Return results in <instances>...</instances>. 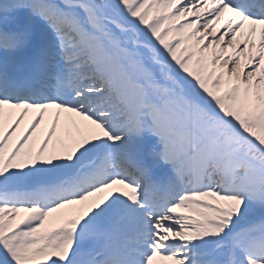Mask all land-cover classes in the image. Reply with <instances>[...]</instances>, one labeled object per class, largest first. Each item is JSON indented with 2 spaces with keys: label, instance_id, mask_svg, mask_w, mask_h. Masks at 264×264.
Listing matches in <instances>:
<instances>
[{
  "label": "snow or ice",
  "instance_id": "6c2138e0",
  "mask_svg": "<svg viewBox=\"0 0 264 264\" xmlns=\"http://www.w3.org/2000/svg\"><path fill=\"white\" fill-rule=\"evenodd\" d=\"M0 264H264V0H0Z\"/></svg>",
  "mask_w": 264,
  "mask_h": 264
}]
</instances>
